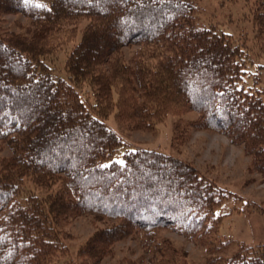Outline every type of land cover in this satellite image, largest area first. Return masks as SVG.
<instances>
[{"label": "trees", "instance_id": "16d2710c", "mask_svg": "<svg viewBox=\"0 0 264 264\" xmlns=\"http://www.w3.org/2000/svg\"><path fill=\"white\" fill-rule=\"evenodd\" d=\"M199 9L194 0H0V151L10 150L0 155V264H95L129 236L146 264H192L158 238L167 229L212 252L228 243L216 242L218 207L234 192L186 159L127 144L105 122L115 112L151 128L194 110L197 128L242 145L264 176V87L248 45L202 24ZM6 13L28 24L5 28ZM254 19L264 37V0ZM78 32L58 75L48 57ZM80 215L101 225L69 261L64 228ZM240 245L211 260L264 264V243Z\"/></svg>", "mask_w": 264, "mask_h": 264}, {"label": "rangeland", "instance_id": "374dc122", "mask_svg": "<svg viewBox=\"0 0 264 264\" xmlns=\"http://www.w3.org/2000/svg\"><path fill=\"white\" fill-rule=\"evenodd\" d=\"M194 1L200 8L198 17L202 24L215 25L230 34L236 42L248 45L250 70L261 79L264 87V37H257L254 19L256 0ZM3 18V26L7 29L19 31L24 27L22 25L28 24L26 17L18 13H6ZM80 36L79 32L72 37L69 34L61 36L56 51L49 55L48 61L58 68V75L64 76L62 68L65 59ZM126 49L130 55L129 49ZM197 119L198 113L189 110L157 119L151 128H136L129 121L119 120L114 112L105 122L127 144L162 150L186 159L207 179L234 192L218 207L219 211L226 213L220 234L215 237L221 245L228 242L221 249L212 252L207 246L198 245L170 229L158 234L159 239L167 238L180 251H187V259L192 264H216L211 258L230 256L241 247V242L252 245L264 243V176L250 167V155L242 145L232 142L226 134L197 128L193 124ZM9 153L7 147L0 151L1 156ZM41 191L37 189L38 193H44ZM100 225L91 216L80 215L64 228L65 243L70 249L67 260L80 259V248ZM112 249L111 254L108 253L95 264H146V259L145 262L141 261L142 248L133 237L115 242Z\"/></svg>", "mask_w": 264, "mask_h": 264}, {"label": "snow or ice", "instance_id": "6c2138e0", "mask_svg": "<svg viewBox=\"0 0 264 264\" xmlns=\"http://www.w3.org/2000/svg\"><path fill=\"white\" fill-rule=\"evenodd\" d=\"M122 163V162H121ZM103 167H107V165H103Z\"/></svg>", "mask_w": 264, "mask_h": 264}]
</instances>
